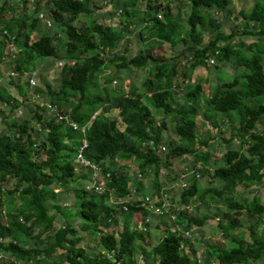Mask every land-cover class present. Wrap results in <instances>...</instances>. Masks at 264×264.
<instances>
[{
	"label": "trees",
	"instance_id": "obj_1",
	"mask_svg": "<svg viewBox=\"0 0 264 264\" xmlns=\"http://www.w3.org/2000/svg\"><path fill=\"white\" fill-rule=\"evenodd\" d=\"M29 1L0 0V64L8 52V41L14 36V44L21 46L23 52L11 68L20 75L26 71L36 73L32 86L28 80L25 86L21 84L20 75L6 76L5 80L14 84L23 100L9 94L0 83V100L13 107L7 118L4 117L5 126L0 127V264H31L39 261L37 256L51 257L59 248L65 250L66 260L71 264H134L132 256L140 243L143 246L139 250L145 264L264 262V237L257 231V226L264 223V200L259 198L258 190L250 200L234 196L239 185H261L264 188V49H255L241 41L238 43L235 41V36L240 34L238 31L227 33L221 29L217 15L221 13L228 20L235 8L234 1L188 0L192 11L186 19L187 33L184 37L178 35V38L179 23L175 26L167 22L178 14L180 8L177 6V12H172L169 2L161 4L163 0H144V12L134 8L137 0H118L127 19L116 27L98 19L84 25L76 24L79 15L94 13L90 5L92 0H34L32 6ZM199 7L205 9L204 13L197 12ZM40 12L44 13L43 20L38 16ZM103 15L104 19L110 13ZM142 15V21H132ZM163 16L168 19L166 23L161 20ZM240 16L241 33L264 39V0H253L247 12L241 9ZM45 19L52 22L54 32L41 24ZM136 22L142 25L139 36L144 48L129 55L131 48L126 38ZM255 27L258 31L252 30ZM4 29L7 34H2ZM151 31L154 33L152 41L150 37L146 39L147 32ZM207 31L211 37L204 43L201 33ZM164 42L169 46L180 45L182 49L177 51L180 54L187 52L188 79L203 65L216 67L217 63H230L234 68L242 69L241 74L230 81L214 82L213 91L206 98L207 113L204 112V116L217 126L215 118L218 113H223L226 126L231 130L228 137L222 135V140L228 143L239 138L237 147L227 148L219 159H215L222 160V164L214 162L209 174L212 180L222 182L217 187H204L200 182L204 171L207 172L205 158L209 153L198 147L206 146L212 139L197 137L196 118L201 109L200 94L205 87L201 81L187 87L184 103H178L173 89L177 86L173 74L176 75L178 60L175 55L166 58L158 54ZM122 45L123 52L120 51ZM34 57L39 61H50L47 60L49 57L64 60L58 89L48 86V91L63 100H71L68 90L75 92L76 106L69 114L78 124L87 126L83 133L46 116L43 107L35 103V94L43 92L36 82L38 69L31 60ZM171 58L175 59L173 65L166 63V59ZM110 65L116 67L118 74L126 69H143L152 65L155 80H145V92L118 88L110 94L105 87L103 95L99 92L89 96V87H95L98 76ZM240 76L245 79L246 87L237 88ZM254 99L257 104L251 103ZM18 108L22 110L21 114H17ZM94 113L96 115L91 119ZM160 113L171 117L175 140L163 137L166 122L164 119L157 121ZM224 123L221 121V125ZM260 123L262 128H259ZM82 139L87 142L83 156L99 165L100 175L110 174L105 180L106 191L85 188L84 183L86 179L91 180V175L83 171L86 170L83 166L77 168L74 162ZM158 143L166 145L164 152L152 148ZM190 154L194 157L188 164L191 167L179 168V181L172 184L174 191L181 183H185V187L179 195L174 193L170 197L171 203L176 202L178 207L189 206V209L173 211L179 226L164 227L168 231L152 245L147 235L149 223H144L149 211L129 202V209L125 212L120 200L127 197L134 185L138 194L146 190L145 180L149 176L153 179V195L160 194L163 188L158 172L162 165L171 166L174 158ZM118 160L135 162L134 176L124 170L125 166L118 164ZM167 168L171 170V167ZM138 172L143 175L140 180ZM72 183L77 185L74 187ZM57 187L62 192L72 187L75 197L71 210L77 208L75 214L88 223L81 225V229L99 235L97 243L101 249L96 253L87 255L82 246L76 247L79 242L77 230L71 225H55V215L61 210V192L56 191ZM108 198L110 203L105 201ZM194 198L201 204L206 201L218 204L217 209L222 211L217 223L229 239L228 246L220 242L209 244L207 247L213 251L207 250L203 255L184 236L194 226L208 223V217L190 211ZM170 214L164 215L166 225L169 222L172 225ZM244 214L248 221L254 218L247 226L248 238L234 233L242 226L241 216ZM140 223L146 226V231L137 226ZM42 236L45 243L40 240ZM30 239L35 240L33 245H29ZM106 252L114 253L113 261Z\"/></svg>",
	"mask_w": 264,
	"mask_h": 264
},
{
	"label": "rangeland",
	"instance_id": "obj_2",
	"mask_svg": "<svg viewBox=\"0 0 264 264\" xmlns=\"http://www.w3.org/2000/svg\"><path fill=\"white\" fill-rule=\"evenodd\" d=\"M118 0H92V2L90 3L91 7L94 10V13L92 14H81L78 17V20H76V24L78 25H84L86 22H89L92 19H98L100 21H102L103 23L105 22L106 24H110L114 27H116V25H122L125 21H126V16L124 15V12H120L119 9H122V6L120 5V3H117ZM165 4L166 2H169L171 5V11L172 12H177V6L180 8L178 11V14L176 16H171L170 21H168V19H165V17L163 16V18L161 20H163V22H167L170 23L172 25L177 26L176 24H178V29L176 30L177 32V38L178 35L184 37V34L187 33L186 30V19L188 18V16L190 15L191 11H192V7L190 5V2L188 0H163L161 1V4ZM29 4V3H28ZM45 4V3H44ZM253 4V0H236V6L235 8L231 11L230 13V18L227 20L223 14L219 13L217 15L218 20L220 19L221 22V29L227 33L232 32V31H238L240 34H238L237 36H235V41L239 43V41L243 42L244 45L247 46H253V48H262L264 49V39H258L256 37V35H247V34H243L241 33V29H240V24L242 23V18L240 16V11L243 8V11L247 12L251 6ZM33 4H30V6H32ZM117 5H119L117 7ZM95 6H98V8H96ZM138 11H143L146 9V2L144 0H137V2L134 5ZM99 7H103V9H99ZM204 8L199 7L197 9V12L202 14L204 13ZM155 11V10H153ZM151 11V12H153ZM157 12L160 13V11L156 10ZM155 11V12H156ZM109 12L110 15H108L107 18H102L105 17L104 13ZM146 12V11H145ZM153 12V13H155ZM156 12V14H157ZM163 14V13H162ZM141 15V14H140ZM117 16V17H114ZM145 17H147L144 14ZM142 16H136L135 18L132 19V21H142ZM111 17V18H110ZM114 17V18H113ZM128 17V16H127ZM152 20V19H151ZM117 22V23H115ZM152 22V21H151ZM42 26V25H41ZM140 26V28H139ZM148 26V25H147ZM170 26V25H169ZM142 28V25L139 24V22H136V26L135 27H131V32L128 33L126 41H128L129 43L127 44L128 46L130 45L129 48H131V51L128 53L129 55H133L135 53H137L138 51L142 50V48H144V44L142 41V38L139 36V29ZM255 27L254 29H252L253 31H258L256 30ZM232 30V31H231ZM143 31V30H142ZM147 36L146 39H148L149 37L152 38L154 35V33L151 31V33L147 32ZM176 34V33H175ZM211 37V33L210 31L201 33V41L204 43H207V41L209 40V38ZM149 38V39H150ZM233 41V42H235ZM58 42L60 43V41L58 40ZM63 42V41H62ZM165 43V42H164ZM163 43V44H164ZM160 45L158 50V54L160 56H164V57H170L173 55L175 59L178 60V62L176 63V75L173 74L174 78V82L177 84V86H174L173 89L176 92V99L178 101L179 104H183L185 101V97H184V92L185 90H187L190 86H193L195 83H202L205 87V89L201 92L200 94V103H201V109L198 113V116L196 118V123H197V127L199 128L197 131V137L198 138H202V139H206L209 137H212V139L208 140V144L206 146H202V147H198V149L201 148V151H208L209 153V157L205 158V164H206V170L207 172L204 171V173L202 174L201 177V183L204 187L206 186H219L220 183H222L221 181H218V179H211V175L209 174L212 171V167L214 166V162H218V164H222V160L218 161L215 159H219L221 156H219L220 154L222 155L224 153V151L227 148H235L237 147V145L239 144V138L234 139L231 142L226 143L224 140H222V135H224V137H228L231 130L230 128H228V126H226V119L223 117L224 114L223 113H218L215 120L217 123V126L213 125L211 123V119H209V117H205L204 116V112L207 113V104H206V98L208 97V95L210 94V91H213L214 85L216 81L223 83V82H227L230 81L234 78V76L240 75L242 72V69H236L234 68L230 63L227 65H223L221 63H217V66H209L206 67L205 65L200 66L198 69L194 70L191 73V77H189V79L186 76V73H188V71L186 70V65L188 64V62H186V59L188 60V54L187 52H184V54H180L177 51L181 50L182 47H180V45H175V46H168L166 42V44L164 45ZM256 44V46H255ZM124 45V44H123ZM122 45V46H123ZM134 46H136V48H134ZM157 47V46H155ZM155 47H151V49L155 48ZM255 48V49H256ZM150 49V50H151ZM253 49V50H255ZM120 51H124V46L120 47ZM56 57H49L47 60L50 61H39L38 58H32V62L33 65L35 64L38 70H37V78H36V82H38L43 95L47 96L48 95L50 97H52L54 99L56 106L59 108V110L61 112H65L64 114L69 116V112L76 106V102H74V97L75 95L73 93V91L68 90L71 100H63L60 99L58 97H56V95H51L48 91V86L52 89L57 90L58 89V85H59V80H60V69H61V65L60 62H62V65L64 63V60H55ZM175 59L171 58V59H166L167 60V64H174ZM170 61V62H169ZM189 61H191V58L189 57ZM10 63H5V64H1L0 65V83L2 84V86H5L9 94L15 96L16 98H18L19 100H23V97H21L20 94H18L17 88L14 87L13 83H10V81H6L5 79H7V71L8 66ZM185 71V72H184ZM10 76V75H9ZM28 74H21L18 79L21 82V84H23L25 86V83L28 80ZM240 83L237 85V88H243L246 87V81L243 78V76H240ZM109 78L108 81H106L105 79ZM4 79V80H3ZM147 79H153V75H152V65H148L146 67H144L143 69H126L123 70L122 73L118 74L117 69L114 65H110L107 66L104 70V72L102 74H100L97 78V80L94 82L95 83V87H89V96H91V94H95V93H99L100 95L104 94V90L105 87L108 89L109 93L111 94L112 92H114L115 90H117L118 88H121L122 91H128V90H133L136 92L142 91L145 92L146 86H145V80ZM116 80V81H114ZM187 84V85H186ZM22 85V86H23ZM188 87V88H187ZM30 94H32V91H30ZM147 101V100H146ZM148 102V101H147ZM252 104H257V100L254 99L253 102L251 101ZM13 109L12 106L10 105H5L4 102H2L0 100V127L5 126L4 125V117L7 118L9 112ZM13 113V112H12ZM113 113H116V111H114ZM95 114V113H94ZM46 116H50L51 114L49 112H46L45 114ZM207 116V115H206ZM70 117V116H69ZM164 119L166 122V128L163 129L162 134L163 137L166 138H172L173 140H175L174 133H173V122L171 120L170 116H166L162 113L159 114V116L157 117V121L160 122V120ZM221 121L225 122L223 125H221ZM234 121H236L234 119ZM234 124H237L236 122H234ZM81 126H85V125H81ZM263 124L260 123L259 124V128H262ZM75 131V130H74ZM79 131H77L78 133ZM84 131H80V133H83ZM165 138V139H166ZM199 146V145H197ZM184 157V158H183ZM193 155H186V156H180L179 158H174L172 160L171 166H167V167H171V170L167 167H165L164 165H162V167L160 168L159 172H158V179L159 181H161L162 183V188L163 191L170 193V194H178L180 193L181 189L177 188V190L174 191V188H172V184L175 181H179V177H177V173H179V168L180 169H188L191 166L188 165L190 164V161L193 160ZM75 162V160H74ZM118 164L120 165H124L125 169L124 170H128L131 174V176H134V173L137 170V165L135 164V162H125V161H121L118 160ZM85 172H88L91 174V172L83 170ZM187 176H189V174H187ZM147 177V176H146ZM82 182V181H81ZM84 182V181H83ZM88 179H86V182L84 183L87 184ZM211 183V184H210ZM76 183H72V186H76ZM86 186V185H85ZM145 186L146 190L144 189V191L142 193L139 194V196L145 195V194H150L151 192H153V179L152 176H149L148 178H146L145 180ZM174 186V185H173ZM169 188H172L171 191H168ZM203 188V187H202ZM258 190V196L261 200H264V188L261 185H250V187H243L241 185L238 186V189L235 191L234 196L241 199V200H250L252 199L253 196H255V191ZM56 191L61 192V196H60V203H61V210L59 213H57L55 215L54 221H55V225L57 227L68 223L69 225H71V227L75 228L77 230V238L79 240L78 243H76V247L77 246H82V248H84L86 250L87 255H92L94 253H96L98 250L101 249V246L98 245V239H99V235L97 233L94 232H87V231H83L81 229V225L86 224L87 222H85L84 220H82L79 216H77L75 214L76 209L73 208L71 210V208L73 207V200L75 197L74 191L72 189V187H70L68 190H66L65 192L60 191V188H56ZM111 191L113 192V189H111ZM155 191V190H154ZM257 195V194H256ZM128 196V195H127ZM115 199V198H113ZM178 199V198H177ZM106 202L110 203L111 199H106ZM198 201L197 198H194L192 200V205L193 208L190 207V211L196 212L198 214H200L201 216H206L208 217L207 220V224L205 225H196L192 228V230H190V232L186 235L184 234V236H187V238L190 240L189 242L191 244H193V246L196 248V250H200V252H202V254H206L207 250H211L213 251V249L208 248L207 246L209 244H214L216 242H220L223 245H229V239L225 237V235L222 233V228L219 226V224L217 223L220 218H221V211L217 209V205L214 204L212 201H206L204 203H200ZM199 206H196L198 205ZM219 207H221V205H219ZM63 216H65L66 218H64ZM135 217H139V214H134ZM164 220H166L167 222V217L163 216ZM162 219L160 221V218L157 215H150V223L149 225L151 226L150 231L148 232V236L150 238V242L153 245L164 233H166L168 230L164 229V227H177L179 226L178 221L173 220L172 225L169 224H163L162 223ZM123 220V218H122ZM254 218H250L248 221V216L242 215L241 216V222H242V226L238 227L235 229L234 233H237L241 236H244L246 238H248L249 236V230L247 228L248 224L253 222ZM88 224V223H87ZM257 231L260 235H262L264 237V223H261L257 226ZM91 229V228H90ZM91 231V230H90ZM146 235V234H145ZM42 241V243L44 242V238L43 236L40 239ZM6 241V240H5ZM33 243H35V240L30 239L29 240V245H33ZM140 246L137 247L136 250V254H134V257L132 256V258L134 259V264H145V260H144V256L142 255L141 251L139 250V247L141 248V246H143L141 243L139 244ZM38 246V245H37ZM185 250H188V245L186 244L185 246ZM64 249H57L55 252H53L51 255V257H41V256H37V259L39 261H34L31 264H71L70 262H68V260H66L65 257V253H64ZM109 253V252H108ZM142 255V256H141ZM112 256H114V253H112ZM18 264V263H17ZM257 264V263H255ZM259 264H264V262H260Z\"/></svg>",
	"mask_w": 264,
	"mask_h": 264
},
{
	"label": "built area",
	"instance_id": "obj_3",
	"mask_svg": "<svg viewBox=\"0 0 264 264\" xmlns=\"http://www.w3.org/2000/svg\"><path fill=\"white\" fill-rule=\"evenodd\" d=\"M34 0H30L29 3L33 4ZM22 7V5H21ZM119 11L121 12L122 9L120 8ZM39 18L44 19V14L43 12L39 13ZM158 17H160V15L158 14ZM46 23L48 25L51 24V22L49 20H46ZM7 31L4 29L2 31V34H6ZM14 36H12V39L10 41H8V46L7 49H9V56H7V58H15L17 56L18 53H20L22 51L21 48L17 47L14 44ZM213 62V60L211 61ZM61 65V62H60ZM11 75H17L16 72L11 71L10 72ZM32 77L30 78V85H35V79H34V75L35 72H32ZM34 100L35 103L39 104L40 106H43L47 112H49L51 114V117H53L55 120L60 121L68 126H70L73 130L75 131H85V129L87 128V126H81L80 124H78V122L74 121L71 117L65 115L64 111L61 112L59 110V108L56 106L55 103L49 101V100H45L43 99V97L39 94L36 93L34 96ZM20 112V111H18ZM94 114L91 116V119L94 118ZM90 119V120H91ZM87 147V142L85 139H82V144L79 146L78 148V152L77 155L75 157V163H76V167L80 168L81 166H83L86 171L91 172V180L89 181V183L86 184L85 188H87L88 190L93 188L95 192H103L106 191L108 189L107 183L105 182V180L109 179L110 174L109 172H106L104 175H100L98 168L99 165L96 164L95 162H91V160H89L88 158L83 156V150ZM153 149L155 148H159L162 151H164V149H166V147L163 144H157L154 146H152ZM88 173V172H87ZM142 177L141 173L138 172L137 174V178L138 180ZM99 179V180H98ZM99 181V183H98ZM180 189H182L183 187H185V183H181L178 186ZM137 187L136 185L132 186L130 188V193L128 194V196L123 199L120 200V204L122 205V209L123 211H128L129 209V202H133L135 206L137 207H143L146 210L149 211V214L147 216V218L145 219L144 223L148 222L150 223V215H157L159 218L161 216H164L166 213H171L170 216L173 220H175V213L174 212H178V210H187L189 209V206H182V207H178L176 202H172L170 201V197H172V195L170 193H167L165 191H161L160 194L158 195H153V193L151 192L150 194H145L143 196H139L138 191H136ZM111 195V194H110ZM178 202V200H176ZM138 227H140L142 230L146 231V226H144L142 223L137 225ZM150 226V225H148ZM147 226V227H148ZM0 240H2L0 238ZM1 256V255H0ZM107 257L110 258L113 261V256L108 253Z\"/></svg>",
	"mask_w": 264,
	"mask_h": 264
},
{
	"label": "clouds",
	"instance_id": "obj_4",
	"mask_svg": "<svg viewBox=\"0 0 264 264\" xmlns=\"http://www.w3.org/2000/svg\"><path fill=\"white\" fill-rule=\"evenodd\" d=\"M20 9V8H19ZM44 14V13H43ZM160 15V17L159 18H161V14H159ZM43 20V19H42ZM46 20H48V19H45L43 22L44 23H41L42 25H44L46 28H48L49 29V31L50 32H54V29H53V25H52V22H51V24L50 25H48L47 23H46ZM7 34V33H6ZM17 47H19V48H21L22 49V51L20 52V53H18L17 54V56L15 57V58H7V56H9V49H7V53H6V55H4L3 56V58H2V62H1V64H5V63H10L9 64V66H8V71H7V74H9L10 76H17V75H20V73L17 71V70H14V69H12L11 68V64L14 62V60L18 57V55H20L22 52H23V48L21 47V46H18V45H16ZM0 64V65H1ZM61 66H62V62H61ZM11 71H14V72H16L17 73V75H11L10 74V72ZM24 74H30V76L28 77V81H29V84H30V78L32 77V74L30 73V71H26V72H24ZM35 76H36V73H35V75L33 76L34 77V79H35ZM42 97H43V99H45V100H49V101H51L50 99H49V97H46V96H44L43 94H40ZM51 102H53V101H51ZM37 104V103H36ZM39 105V104H38ZM40 106V105H39ZM40 107H43V106H40ZM43 109H44V111H45V113L47 112L46 111V109L43 107ZM18 111H20V112H18ZM17 114H21L22 113V110L20 109V108H18L17 109ZM70 115V114H69ZM94 115H96V113L94 114ZM50 117H51V115H50ZM95 117V116H94ZM53 118V117H52ZM57 121V120H56ZM58 122H60V121H58ZM158 144H162V143H158ZM155 145H157V144H155ZM165 147H166V145H164ZM164 152V151H163ZM138 174V173H137ZM142 175V174H141ZM143 176V175H142ZM142 178V177H141ZM140 178V179H141ZM139 179V180H140ZM161 218H163V216L162 217H160V219ZM151 226H148V228H149V231H150V228ZM77 247H79V246H77ZM108 254V252H106V255ZM110 259V258H109Z\"/></svg>",
	"mask_w": 264,
	"mask_h": 264
},
{
	"label": "crops",
	"instance_id": "obj_5",
	"mask_svg": "<svg viewBox=\"0 0 264 264\" xmlns=\"http://www.w3.org/2000/svg\"><path fill=\"white\" fill-rule=\"evenodd\" d=\"M234 1V6H236V0H233ZM103 15V14H102ZM114 17H117V16H114ZM113 17V18H114ZM111 18V17H110ZM116 23V22H115ZM164 44H166V42L164 43ZM163 44V45H164ZM168 45V44H167ZM169 46V45H168ZM160 50V49H159ZM161 51V50H160ZM158 52V51H157ZM174 56V55H173ZM171 57V56H170ZM166 58H169V57H166ZM162 219V218H161ZM161 219H160V221H161ZM162 222H163V224L165 225V223H166V220H164V219H162ZM165 222V223H164Z\"/></svg>",
	"mask_w": 264,
	"mask_h": 264
}]
</instances>
